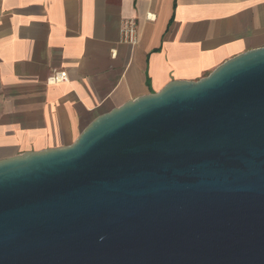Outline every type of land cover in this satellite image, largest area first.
I'll list each match as a JSON object with an SVG mask.
<instances>
[{
    "label": "water",
    "instance_id": "95a60500",
    "mask_svg": "<svg viewBox=\"0 0 264 264\" xmlns=\"http://www.w3.org/2000/svg\"><path fill=\"white\" fill-rule=\"evenodd\" d=\"M0 264H264V47L0 160Z\"/></svg>",
    "mask_w": 264,
    "mask_h": 264
},
{
    "label": "crops",
    "instance_id": "0c3cea01",
    "mask_svg": "<svg viewBox=\"0 0 264 264\" xmlns=\"http://www.w3.org/2000/svg\"><path fill=\"white\" fill-rule=\"evenodd\" d=\"M261 47L264 0H0V160L71 145L97 116Z\"/></svg>",
    "mask_w": 264,
    "mask_h": 264
},
{
    "label": "built area",
    "instance_id": "2783aa9c",
    "mask_svg": "<svg viewBox=\"0 0 264 264\" xmlns=\"http://www.w3.org/2000/svg\"><path fill=\"white\" fill-rule=\"evenodd\" d=\"M120 40L122 44L134 46L138 43L136 22L131 19L124 20L120 29ZM65 72H53L48 78V82L52 84L66 81Z\"/></svg>",
    "mask_w": 264,
    "mask_h": 264
}]
</instances>
